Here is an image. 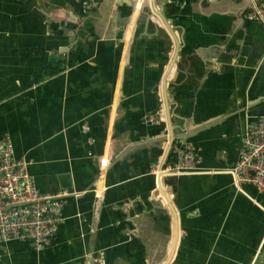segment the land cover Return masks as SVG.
Wrapping results in <instances>:
<instances>
[{
  "label": "crops",
  "instance_id": "0c3cea01",
  "mask_svg": "<svg viewBox=\"0 0 264 264\" xmlns=\"http://www.w3.org/2000/svg\"><path fill=\"white\" fill-rule=\"evenodd\" d=\"M158 2L182 42L175 133L199 158L164 178L172 212L155 180L167 125L146 117L165 116L175 45L149 0H0V139L40 192L66 194L51 245L1 243L0 264H262L264 195L227 171L264 113V25L249 0Z\"/></svg>",
  "mask_w": 264,
  "mask_h": 264
},
{
  "label": "built area",
  "instance_id": "2783aa9c",
  "mask_svg": "<svg viewBox=\"0 0 264 264\" xmlns=\"http://www.w3.org/2000/svg\"><path fill=\"white\" fill-rule=\"evenodd\" d=\"M77 1L85 10L95 0ZM250 3L243 19L264 25V0H250ZM159 109L146 117L149 124L159 126L165 122L163 110ZM172 153L175 163L163 170L164 175L196 173L199 158L192 145L175 146ZM29 164L25 158L15 156L10 137L4 135L0 139V244L18 241L38 251L50 246L54 240L57 226L62 221L66 194L40 192L28 171ZM227 173L236 188L250 184L264 195V113L247 125L239 159ZM93 261V264H103V254Z\"/></svg>",
  "mask_w": 264,
  "mask_h": 264
},
{
  "label": "water",
  "instance_id": "95a60500",
  "mask_svg": "<svg viewBox=\"0 0 264 264\" xmlns=\"http://www.w3.org/2000/svg\"><path fill=\"white\" fill-rule=\"evenodd\" d=\"M138 2H143V0H138ZM249 2H250V0H249ZM149 3H150V7L148 10V14L157 15L160 18L161 22L164 24V26L169 31V33L173 39L174 45H175V51H174L173 57L169 63V66L167 68V71L165 73V76H164L162 84H161V90L162 91H161L160 100H162L163 108H164V112H165V122L164 123L167 125V130L163 133V136L164 137L166 136V137L163 139H167V148H166L165 156H164L163 160L160 162L159 166L157 167V173L155 174L157 192L160 193L162 199H164V201H165V204L169 207V210L172 212L171 205L169 204V200H168L167 195L163 189V181H164V178H166V177H174V176L172 174L164 175L163 170L167 167V163H166L167 158L171 155L172 150L175 147V145H174L175 142H180L179 145H183V144H185V139L183 138V136L182 137L176 136V133H175V130L181 129L182 131H184L183 130L184 127L179 126V125L176 126L173 124V118L177 119V117H175L174 112L172 113L173 108H175L174 104L173 103L169 104L170 98H168V92L167 91H168V87L172 86V84L170 82H167V75L169 74V72L173 68V66L176 62V58L179 56L178 53L181 49L182 42H181V39L179 37H177L175 34L176 29H174V27L171 25V23L163 17V7L160 6L158 0H149ZM250 7H251V3H249V5L246 7L245 11L247 9H249ZM171 109H172V111H171ZM181 133L183 134V133H185V131L181 132ZM93 189H95V188H93Z\"/></svg>",
  "mask_w": 264,
  "mask_h": 264
}]
</instances>
